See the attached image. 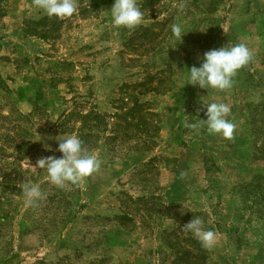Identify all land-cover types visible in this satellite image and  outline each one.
Wrapping results in <instances>:
<instances>
[{
	"label": "rangeland",
	"instance_id": "1",
	"mask_svg": "<svg viewBox=\"0 0 264 264\" xmlns=\"http://www.w3.org/2000/svg\"><path fill=\"white\" fill-rule=\"evenodd\" d=\"M136 2L129 30L113 25L114 0H75L64 19L0 0V264H264V0ZM228 43L251 53L232 87L188 84ZM202 102L229 106L231 140L189 127ZM59 135L99 170L53 185L35 166L61 157ZM25 184L44 199L27 204ZM197 217L216 235L205 253L183 230Z\"/></svg>",
	"mask_w": 264,
	"mask_h": 264
},
{
	"label": "clouds",
	"instance_id": "2",
	"mask_svg": "<svg viewBox=\"0 0 264 264\" xmlns=\"http://www.w3.org/2000/svg\"><path fill=\"white\" fill-rule=\"evenodd\" d=\"M33 3L47 16L58 19L69 18L77 11L75 0H33ZM109 12L112 23L117 28L131 30L143 23V13L136 0H114ZM171 31L175 38L182 41L185 34L182 25L173 24ZM250 59L251 53L244 43L233 45L228 43L218 49L209 50L203 54L199 67L187 68L188 84L201 89L228 90L232 87L233 77L249 63ZM202 103L206 108V119H199L201 123H193L189 127L196 129L202 124L206 126L209 134L231 140L235 125L226 118L230 113L229 106L225 103ZM55 140L61 157L49 156L38 159L35 166L46 169L48 179L53 185L61 188L68 184L76 185L99 170L100 161L97 156L89 153L77 136L59 135ZM22 191L29 205L44 199L39 185L25 184ZM183 230L197 238L204 248H212L216 243L215 233L205 230L203 221L198 217L192 218L183 226Z\"/></svg>",
	"mask_w": 264,
	"mask_h": 264
},
{
	"label": "trees",
	"instance_id": "3",
	"mask_svg": "<svg viewBox=\"0 0 264 264\" xmlns=\"http://www.w3.org/2000/svg\"><path fill=\"white\" fill-rule=\"evenodd\" d=\"M48 19V17H44L42 20H40L39 22H37L36 23V25L37 26H39L40 27V25L42 24V23H44V21H46ZM42 37V39H47L46 37H44V36H41ZM138 108H143V106L142 105H139V106H137ZM24 146H26V144H24ZM28 150H31L30 148L28 149ZM244 187H247V189H249L250 187V190H252V192H254V190H256V189H258V186H256V185H254V183H249V184H246ZM251 192V193H252ZM196 244L197 245H199V246H202L201 244H200V242H196ZM200 249H202L203 250V252L205 253V248L202 246ZM195 259H193V260H195V262H192L191 264H205L204 262V260H205V258L206 257H204V259L202 260V258L201 257H199V259L198 258H196V257H194Z\"/></svg>",
	"mask_w": 264,
	"mask_h": 264
},
{
	"label": "crops",
	"instance_id": "4",
	"mask_svg": "<svg viewBox=\"0 0 264 264\" xmlns=\"http://www.w3.org/2000/svg\"><path fill=\"white\" fill-rule=\"evenodd\" d=\"M43 15H46V14H43Z\"/></svg>",
	"mask_w": 264,
	"mask_h": 264
}]
</instances>
